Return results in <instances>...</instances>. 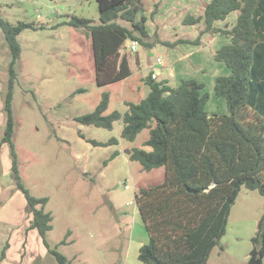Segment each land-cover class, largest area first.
Instances as JSON below:
<instances>
[{"label": "rangeland", "instance_id": "1", "mask_svg": "<svg viewBox=\"0 0 264 264\" xmlns=\"http://www.w3.org/2000/svg\"><path fill=\"white\" fill-rule=\"evenodd\" d=\"M205 2L208 0H144L137 19L146 16L149 42L174 41L177 37L193 39L204 28L203 22L189 25L183 20L187 15H200ZM73 15L91 18L99 24L97 0H0L1 18L12 25L27 24L16 36L21 51L14 66L17 76L13 142L20 175L34 196L48 198L45 209L53 215L48 241L55 246L65 239L66 243L59 244L57 249L71 264H144L138 254L149 235L138 210L136 193L141 187L161 183L165 168L143 170L129 154L134 147L150 149L143 145L150 131L144 129L129 141L121 136V120L108 129L83 124L77 117L93 111L104 92L110 95L106 114L125 111L126 100L143 99L150 90L145 79L159 57L164 65L158 80L167 77L170 85L178 86L181 76L196 77L210 93L209 107L219 105L225 98L216 96L214 77L230 70L214 59L210 52L213 49L209 51L208 47L215 37L216 42H224L227 37L204 33L200 47L193 43H180L173 48L161 43L152 47L138 43L137 49L132 50L129 44L124 45L121 53L130 56L132 75L98 85L92 39L85 28L66 23ZM12 60L10 42L0 26V138L5 123L3 95ZM184 63L191 64L186 71H182ZM198 65L206 71L196 70ZM171 68H176L175 77L170 76ZM79 89L83 90L72 96ZM113 137L118 139L117 143L94 145L87 141L88 138L108 143ZM114 152L117 156L104 165ZM11 168V146L4 143L0 148V227L5 222L9 228L13 226L6 264H17L14 259L19 250L24 251L20 264H38L41 259L34 262L32 252L48 250L37 229L25 230L32 213L24 211L26 199L16 186ZM263 213L264 196L242 186L221 239L224 250L216 246L208 264H245ZM2 241L1 237V248ZM50 257L58 264L51 254Z\"/></svg>", "mask_w": 264, "mask_h": 264}, {"label": "trees", "instance_id": "2", "mask_svg": "<svg viewBox=\"0 0 264 264\" xmlns=\"http://www.w3.org/2000/svg\"><path fill=\"white\" fill-rule=\"evenodd\" d=\"M97 2L99 24L78 15L66 23L85 28L91 37L98 85L132 75L128 56L121 53L127 39L149 47L161 43L173 48L180 43L200 45L202 35L207 32L231 35L230 43L213 52L214 59L230 69L229 74L218 75L214 85L216 96L224 97L227 102V113H209L210 93L205 90L204 82L184 78L178 86H172L167 79L152 77L151 71L145 79L150 87L148 94L138 102L126 100L125 111L106 114L110 95L104 92L93 111L77 117L83 124L108 129L121 120V136L129 141L135 140L144 129L150 131L143 142L150 149L134 147L129 154L130 159L140 162L143 170L165 168L161 183L141 187L136 193L138 210L149 235L148 242L139 249V260L144 264H207L216 246L224 248L221 239L241 187L258 190L264 196V0H211L205 5L203 15H187L183 20L189 25L203 21L204 28L198 37L154 42L147 39L146 16L137 19L144 0ZM158 7L159 3L157 10ZM233 11L238 16L232 28L214 25ZM0 26L13 51L3 95L5 123L0 148L4 143L11 146V173L25 196L27 212L33 216L29 228H37L58 264H71L57 249L66 240L52 246L47 239L48 231L53 228V215L45 209L48 198L34 196L23 183L13 142L17 76L14 66L21 51L16 36L27 24L12 25L0 17ZM80 136L86 138L83 133ZM87 141L105 145L117 143L118 139L113 137L108 143L88 138ZM117 154L114 152L104 165ZM251 242L245 264H263L264 213ZM8 246V243L4 246L0 262L6 257Z\"/></svg>", "mask_w": 264, "mask_h": 264}, {"label": "crops", "instance_id": "3", "mask_svg": "<svg viewBox=\"0 0 264 264\" xmlns=\"http://www.w3.org/2000/svg\"><path fill=\"white\" fill-rule=\"evenodd\" d=\"M206 1V0H205ZM211 0H208V2H205V4H203L204 6V8H205V5L207 4V3H209ZM204 10V9H203ZM201 15H203V12L200 14V15H198V16H201ZM231 15H234L233 16V19H231L230 20V16ZM237 16H238V12L237 11H233V12H231L230 14H229V16L225 19V20H217V21H215V23H214V25L215 26H217V27H222V28H225L226 26L228 27V29H230V28H232L233 27V25L236 23V20H237ZM233 20V21H232ZM201 22H203V21H201ZM201 22H199V23H201ZM199 23H197V24H199ZM202 24V23H201ZM193 25H196V24H193ZM219 36H225V37H227V40H224V42H216V40H217V38L215 37V39H213L214 40V42L212 43V45H211V47L209 48L208 46H206V47H208L209 49H213V51L211 50H209L211 53L212 52H214L215 50H217L218 48H220L222 45H224V44H227V43H230L231 41H232V38H231V35H219ZM206 40V39H205ZM202 41H203V39H202ZM125 45L126 46H128V43L126 42L125 43ZM201 45V44H200ZM200 45H197V47H200ZM202 46V45H201ZM206 47H203V49L205 48L206 49ZM121 52H122V50H121ZM193 50H191L189 53H191L190 55H193ZM188 53V54H189ZM123 54V53H122ZM187 54V55H188ZM181 57H183V56H181ZM128 59H129V64H130V67H131V69H132V72H133V67H132V60H131V58H130V56L128 55ZM139 62V61H138ZM224 63V62H223ZM225 64V63H224ZM164 65V64H163ZM163 65H161V67H160V71H159V76L162 74V71H161V68L163 67ZM190 65L191 64H189V63H184L182 66V71H186V70H188V67H190ZM202 66V65H201ZM200 65H198V67L196 68V70H202V71H206V69L202 66L201 67ZM192 67V66H191ZM195 69V68H194ZM229 69V68H228ZM230 70V69H229ZM229 73H230V71H229ZM229 73H226V74H229ZM226 74H224V75H226ZM175 75H177V73H176V68H171V71H170V76L171 77H175ZM217 77V76H216ZM129 78V77H128ZM184 78H186V77H183V76H181V78H180V82H179V84L181 83V80L182 79H184ZM158 79V78H157ZM163 79H167L168 81H169V78H167V77H164ZM195 79H197L196 77H195ZM125 80V79H124ZM215 80H216V78L214 77V83H215ZM198 81H200V82H202L201 80H198ZM169 84H170V82H169ZM215 85V84H214ZM206 89V88H205ZM222 98H224V97H222ZM210 99V98H209ZM208 103V102H207ZM209 104L210 103H208V105H207V110H208V108H209V113L210 114H213V113H227V111H228V109H227V102H226V100L225 101H221V103L219 104V105H214V106H211V107H209ZM1 188V187H0ZM2 189V188H1ZM27 203V202H26ZM26 207H27V205L25 204V206H24V211H26L27 212V210H26ZM28 213V212H27ZM32 219H33V216H32V218H31V220H30V222H29V225L25 228V230H34V229H37V228H29L30 227V223H31V221H32ZM13 226H11L10 228L8 227V223L7 222H5V223H2V225H1V229H0V238L2 237L3 238V244H1V246H2V248L0 247V255H1V253H2V250H3V248H4V246L8 243V245L11 247V243H10V241H11V232H10V229L12 228ZM9 228V229H8ZM52 230V229H51ZM50 230V231H51ZM12 231V230H11ZM35 231V230H34ZM37 232H38V234L40 235V233H39V231L37 230ZM25 235L26 234H24V237H25ZM27 237H28V234H27ZM40 237H41V235H40ZM22 238H23V236H22ZM41 239H42V237H41ZM48 239V238H47ZM148 240H149V238H148ZM42 242H43V240H41ZM148 242V241H147ZM27 243H28V238H27ZM146 243V242H145ZM44 244V243H43ZM144 244V243H143ZM8 246V247H9ZM45 246V245H44ZM10 247L8 248V250H7V255H6V257L0 262V264H6L7 262H8V259H9V257H10V255H9V253H8V251H9V249H10ZM24 248V247H23ZM214 250V249H213ZM224 250V249H223ZM222 250V251H223ZM45 251H47V250H45ZM213 252L214 251H212L211 252V255H210V257H209V260H210V258H211V256H212V254H213ZM20 253V254H19ZM19 253H18V255H17V258L16 259H14L15 261H16V263L17 264H20V261H21V259H22V254L24 253V251H22V252H20V250H19ZM220 253V252H219ZM38 255V256H37ZM31 256V258H33V259H35V261L34 262H36L37 260L36 259H41V261L38 263V264H56V263H54V261L51 259V257H50V254L48 253V252H43V253H41V252H32V254L30 255ZM35 256H37L36 258H35ZM26 257V256H25ZM209 260H208V262H209ZM208 262H207V264H208Z\"/></svg>", "mask_w": 264, "mask_h": 264}, {"label": "built area", "instance_id": "4", "mask_svg": "<svg viewBox=\"0 0 264 264\" xmlns=\"http://www.w3.org/2000/svg\"><path fill=\"white\" fill-rule=\"evenodd\" d=\"M137 41H132L129 43V46L131 47L132 50H136L137 49ZM162 60L161 58H157L156 60V64L152 67V77L157 78V75H159V71H160V66L162 65Z\"/></svg>", "mask_w": 264, "mask_h": 264}, {"label": "water", "instance_id": "5", "mask_svg": "<svg viewBox=\"0 0 264 264\" xmlns=\"http://www.w3.org/2000/svg\"><path fill=\"white\" fill-rule=\"evenodd\" d=\"M128 44L131 42V40L130 39H127V41H126ZM209 49V48H208ZM210 50V49H209Z\"/></svg>", "mask_w": 264, "mask_h": 264}]
</instances>
